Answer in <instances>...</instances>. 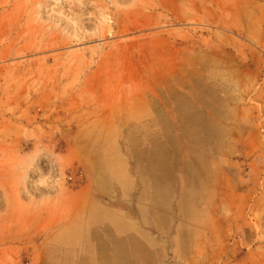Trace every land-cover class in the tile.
I'll use <instances>...</instances> for the list:
<instances>
[{"label": "rangeland", "instance_id": "obj_1", "mask_svg": "<svg viewBox=\"0 0 264 264\" xmlns=\"http://www.w3.org/2000/svg\"><path fill=\"white\" fill-rule=\"evenodd\" d=\"M0 264H264V0H0Z\"/></svg>", "mask_w": 264, "mask_h": 264}, {"label": "bare ground", "instance_id": "obj_2", "mask_svg": "<svg viewBox=\"0 0 264 264\" xmlns=\"http://www.w3.org/2000/svg\"><path fill=\"white\" fill-rule=\"evenodd\" d=\"M157 91V90H156ZM189 93V92H188ZM161 100V99H160ZM167 103V102H166ZM166 106V105H165ZM163 107H164V105H163ZM182 108V107H181ZM183 109V108H182ZM177 125V124H176ZM191 139V138H190ZM159 153V152H158ZM161 155V154H160ZM162 155H163V153H162ZM165 155V154H164ZM155 159V158H154ZM163 160H165V158H157L155 161H154V163L153 164H151V167L152 166H156V165H162L163 164ZM188 167L186 166V168L184 167V169H183V172L184 173H187L188 172ZM199 171H201V170H199ZM199 171H197V176H198V178H201L202 177V175L200 174V172ZM242 173V172H241ZM190 174V173H189ZM160 177L159 178H161V175H159ZM187 176V175H186ZM256 181V180H255ZM255 184V183H254ZM192 185V184H191ZM187 188V187H186ZM189 188V187H188ZM240 189H243V187H242V185H239V186H237L236 187V190H240ZM251 189V188H250ZM191 192V191H190ZM251 193V192H250ZM182 195V194H181ZM180 195V196H181ZM183 196V195H182ZM181 196V197H182ZM188 196V195H187ZM192 196V195H191ZM185 197H186V195H185ZM190 197V196H189ZM186 199V198H185ZM190 199V198H189ZM180 201V200H179ZM191 203V202H190Z\"/></svg>", "mask_w": 264, "mask_h": 264}]
</instances>
